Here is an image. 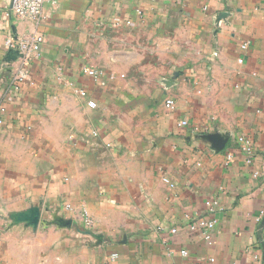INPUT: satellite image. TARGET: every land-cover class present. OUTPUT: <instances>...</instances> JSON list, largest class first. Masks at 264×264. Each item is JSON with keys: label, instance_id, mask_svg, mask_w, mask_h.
Here are the masks:
<instances>
[{"label": "crops", "instance_id": "1", "mask_svg": "<svg viewBox=\"0 0 264 264\" xmlns=\"http://www.w3.org/2000/svg\"><path fill=\"white\" fill-rule=\"evenodd\" d=\"M10 6L0 264H264V0H58L21 83L4 40L33 23Z\"/></svg>", "mask_w": 264, "mask_h": 264}, {"label": "built area", "instance_id": "2", "mask_svg": "<svg viewBox=\"0 0 264 264\" xmlns=\"http://www.w3.org/2000/svg\"><path fill=\"white\" fill-rule=\"evenodd\" d=\"M58 8V0H11L10 11L17 18L20 19H28L32 21V26L23 32L21 35L17 37H13L9 34L5 40V50L6 53L9 50L17 51V57L14 60L4 62L5 66L10 69L11 78L14 82L21 83L25 82L29 79V63L39 58L41 55V49L43 44L46 41L45 35L38 29V24L46 20L51 16L52 13L56 11ZM239 62H242V59H238ZM83 74H87L89 76L97 77L100 75V72L88 67H83L81 69ZM78 95L83 96L85 94L84 90L80 88H75L74 90ZM164 106L167 110H172L175 106V101L172 98H166L164 100ZM3 123V120L0 118V125ZM179 126H187L188 120L185 118L181 119L178 123ZM238 143L240 148L249 154H253L251 150V142L248 138L240 136L238 138ZM232 155L227 154V160L231 159ZM165 184L169 187H173V183L166 176H163L161 179ZM206 205L209 208V211H212V206L216 205V202L206 201ZM66 210H73L70 205H65ZM264 213V211H262ZM84 220L88 224H91V220L88 217L86 211L83 210ZM216 219L215 218H199L195 219L194 222L191 223V228L193 231L197 229L203 236L204 240L208 243L212 242L213 230L215 228ZM176 230L172 228L170 232L174 233ZM182 254H185L183 251ZM117 258V253H111L110 260L114 261Z\"/></svg>", "mask_w": 264, "mask_h": 264}, {"label": "water", "instance_id": "3", "mask_svg": "<svg viewBox=\"0 0 264 264\" xmlns=\"http://www.w3.org/2000/svg\"><path fill=\"white\" fill-rule=\"evenodd\" d=\"M17 51L14 50H9L6 54H5V60L6 61H10V60H14L17 57ZM209 137V135H208ZM219 148H221L222 146H218Z\"/></svg>", "mask_w": 264, "mask_h": 264}]
</instances>
